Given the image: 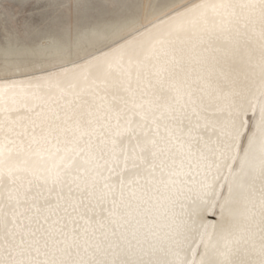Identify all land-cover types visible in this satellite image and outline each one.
Here are the masks:
<instances>
[{"label": "snow or ice", "instance_id": "obj_1", "mask_svg": "<svg viewBox=\"0 0 264 264\" xmlns=\"http://www.w3.org/2000/svg\"><path fill=\"white\" fill-rule=\"evenodd\" d=\"M47 6L0 0V264H264V0Z\"/></svg>", "mask_w": 264, "mask_h": 264}, {"label": "rangeland", "instance_id": "obj_2", "mask_svg": "<svg viewBox=\"0 0 264 264\" xmlns=\"http://www.w3.org/2000/svg\"><path fill=\"white\" fill-rule=\"evenodd\" d=\"M8 13L17 16L22 23H39L49 12L56 14L64 9L49 8L47 0H6ZM67 5L69 0H62ZM103 0H90V8L87 10L94 15H107L111 10L102 7ZM209 222H214L212 219Z\"/></svg>", "mask_w": 264, "mask_h": 264}, {"label": "bare ground", "instance_id": "obj_3", "mask_svg": "<svg viewBox=\"0 0 264 264\" xmlns=\"http://www.w3.org/2000/svg\"><path fill=\"white\" fill-rule=\"evenodd\" d=\"M212 218H211V216H209V220H211Z\"/></svg>", "mask_w": 264, "mask_h": 264}]
</instances>
